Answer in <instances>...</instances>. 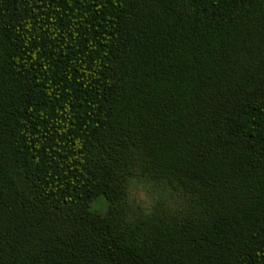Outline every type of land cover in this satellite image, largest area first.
<instances>
[{"label": "trees", "instance_id": "trees-1", "mask_svg": "<svg viewBox=\"0 0 264 264\" xmlns=\"http://www.w3.org/2000/svg\"><path fill=\"white\" fill-rule=\"evenodd\" d=\"M0 264H264V0H0Z\"/></svg>", "mask_w": 264, "mask_h": 264}, {"label": "rangeland", "instance_id": "rangeland-1", "mask_svg": "<svg viewBox=\"0 0 264 264\" xmlns=\"http://www.w3.org/2000/svg\"><path fill=\"white\" fill-rule=\"evenodd\" d=\"M174 198L172 191L143 178H135L128 190V202L133 212H149L158 206L171 207L182 197ZM101 200V199H100ZM98 202V201H97ZM96 202V203H97ZM93 204L94 208L101 209L100 204Z\"/></svg>", "mask_w": 264, "mask_h": 264}]
</instances>
